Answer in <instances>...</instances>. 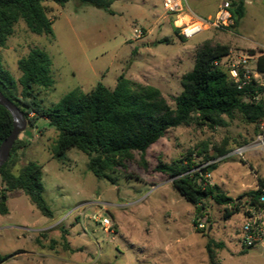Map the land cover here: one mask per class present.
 Segmentation results:
<instances>
[{
    "label": "rangeland",
    "instance_id": "1",
    "mask_svg": "<svg viewBox=\"0 0 264 264\" xmlns=\"http://www.w3.org/2000/svg\"><path fill=\"white\" fill-rule=\"evenodd\" d=\"M162 1L117 0L107 11L76 0L63 6L47 2L53 38L33 34L18 21L0 48L2 68L16 82L18 60L32 48L46 53L54 85L38 94L44 109L74 89L88 93L98 83L113 89L120 75L157 88L174 108L180 78L192 69L195 50L203 41L229 46L232 58L250 51L257 57L264 51V0H243L245 16L235 29L210 28L184 41L179 31L175 33L176 16L163 10ZM225 1L185 0L180 17L210 18ZM256 57L246 61L244 70L264 90ZM12 92L18 96L19 88ZM256 100H264V91ZM223 120L214 128L191 123L167 130L146 150V166L133 153L109 174L113 184L94 177L86 155L76 149L67 150L63 161L52 159L56 131L43 118L27 123L18 136L26 145L12 172L27 162L42 166V197L52 218L42 216L22 193L8 197V214L0 215V255L24 253L3 264H208L209 254L216 264H264V248L244 251L239 245L245 205L240 203L239 212L224 219V207L207 198L202 216L195 218L194 206L156 171L159 163L183 161L191 166V174L202 169L198 174L203 175L214 163L216 169L205 176L206 182L239 204V196L256 189L257 178L264 181V147L255 145L257 137L264 136V122L248 123L238 113ZM215 148L227 153L204 162L205 156L216 157ZM237 148L245 149L243 158L232 153ZM103 218L109 227L101 224ZM193 220L203 224L197 226L199 233Z\"/></svg>",
    "mask_w": 264,
    "mask_h": 264
},
{
    "label": "trees",
    "instance_id": "2",
    "mask_svg": "<svg viewBox=\"0 0 264 264\" xmlns=\"http://www.w3.org/2000/svg\"><path fill=\"white\" fill-rule=\"evenodd\" d=\"M69 0H0V48H3L12 35L15 24L22 21L27 30L36 35L53 38L51 20L45 3L52 2L63 6ZM80 5L109 10L117 0H76ZM230 13L235 29L244 17V1L232 0ZM175 33L178 30L175 28ZM182 41L185 39L179 36ZM229 46L212 44L206 40L195 50L194 64L190 71L180 78L181 92L174 99L171 108L161 92L149 85L126 79L120 75L113 89L98 83L90 92L74 89L57 103L44 109L41 107L40 91L52 89V64L42 50L32 48L17 62L20 76L15 82L2 68L0 62V92L19 108L29 125L37 118H43L56 131V139L51 150L52 159L63 161L69 149H76L87 157V168L97 179H105L111 184L109 175L124 162L138 153L142 166H146V150L169 129L194 123L214 128L224 124L223 118L232 119L240 114L248 123L264 122V100H256L262 91L253 80L238 88L223 67L213 63L228 55ZM251 55L255 52L250 51ZM256 71L264 73V51L256 57ZM17 83V84H16ZM19 88L18 96L13 90ZM32 113L33 119L28 115ZM12 131V118L0 106V144ZM19 137L14 142L8 160L0 168V215L8 213L6 201L20 193L28 197L30 203L46 218H52L43 197L42 166L27 162L17 173L12 172L25 147ZM216 157L205 156L204 162L225 155L223 149L215 148ZM216 169L214 163L205 167L203 175L193 174L191 166L183 161L173 164L159 163L156 171L170 179V184L178 194L195 208V218L202 216V204L209 198L218 206L224 207L223 217L228 219L239 212L241 205L256 207L258 197L264 193V181L257 178V187L238 197L239 204L226 196L217 185L207 183L205 176ZM8 194V195H7ZM10 194V195H9ZM243 200V204L241 202ZM195 231L199 225L192 222ZM209 252V246L206 245ZM11 256L0 255V264ZM209 263L212 261L209 254Z\"/></svg>",
    "mask_w": 264,
    "mask_h": 264
},
{
    "label": "built area",
    "instance_id": "3",
    "mask_svg": "<svg viewBox=\"0 0 264 264\" xmlns=\"http://www.w3.org/2000/svg\"><path fill=\"white\" fill-rule=\"evenodd\" d=\"M185 0H163V10L171 15H175L174 24L179 31V34L184 39H190L196 34L210 29H227L233 26V18L230 13V2L226 0L223 2L215 12L214 16L207 19H194L190 14H185L180 17L183 12V3ZM187 18L186 20H184ZM179 23V24H178ZM137 37L141 35L139 30H134ZM256 55H245L240 57H231L230 52L220 61H215V67H223L226 69L229 77L238 84V88L251 82L249 75L244 70L246 61L250 58H255ZM255 145L259 148L264 147V136L259 135L256 139ZM236 156L243 158L245 153L244 148H237L233 152ZM229 155V154H228ZM226 156L222 157L225 158ZM258 204L256 207L245 206L243 210V221L240 228L241 238L239 245L241 250H250L255 247L264 248V193L258 197ZM101 224L109 227V220L103 218ZM200 228L203 224L199 223Z\"/></svg>",
    "mask_w": 264,
    "mask_h": 264
},
{
    "label": "water",
    "instance_id": "4",
    "mask_svg": "<svg viewBox=\"0 0 264 264\" xmlns=\"http://www.w3.org/2000/svg\"><path fill=\"white\" fill-rule=\"evenodd\" d=\"M0 106L10 114L12 118V131L10 135L0 144V168L8 160L10 150L18 136L26 129L27 120L22 115L18 107L0 92Z\"/></svg>",
    "mask_w": 264,
    "mask_h": 264
},
{
    "label": "crops",
    "instance_id": "5",
    "mask_svg": "<svg viewBox=\"0 0 264 264\" xmlns=\"http://www.w3.org/2000/svg\"><path fill=\"white\" fill-rule=\"evenodd\" d=\"M245 6H246V1H244V9H245ZM217 11V8L215 7L214 9H213V13H211V15L212 16H214V14H215V12ZM245 12H246V10H245ZM212 16H210V17H212ZM244 16H245V13H244ZM198 17H206V16H198ZM238 27V26H237ZM260 46H262V48H264V45H260ZM230 52V51H229ZM229 54V53H228ZM246 152V151H245ZM211 185V184H210ZM213 185V184H212ZM8 214V213H7ZM7 214H5V215H7ZM40 232H42V231H39V233ZM22 253H24V251H18V252H15V253H12V254H9V256H11V257H9L7 260H5L3 263H7L10 259V261H13V260H15V259H17V257L19 256V255H21ZM8 256V255H7ZM3 263H1V264H3Z\"/></svg>",
    "mask_w": 264,
    "mask_h": 264
}]
</instances>
